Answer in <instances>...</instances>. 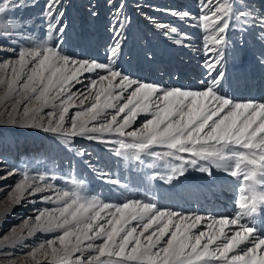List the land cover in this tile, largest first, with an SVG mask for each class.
<instances>
[{
	"label": "snow or ice",
	"instance_id": "obj_1",
	"mask_svg": "<svg viewBox=\"0 0 264 264\" xmlns=\"http://www.w3.org/2000/svg\"><path fill=\"white\" fill-rule=\"evenodd\" d=\"M52 3L58 0H50L49 16ZM9 6L26 5L0 0V13ZM199 20L206 31L211 30L206 42L219 48L228 43L225 33L233 28L232 21L241 31L257 22L264 29V9L257 13L251 4L237 7L231 0H220ZM54 27L64 32L63 27L49 25ZM120 48L117 39L109 50V64L73 59L47 42L20 48L14 61L0 63L5 101L13 100L14 112L19 113L21 107L23 111L22 123L7 112L10 122L57 134L66 147L72 144L69 138L77 136L113 145L110 151L125 162L166 168L160 177L166 183L183 176L184 165L209 174L215 167L239 182L236 212L232 217L184 214L162 210L151 198L114 204L86 196L85 182L75 175L64 177L73 185L71 189L55 191L46 182L56 180L55 175L30 177L24 173L9 194L13 203H20L25 194L53 190L54 197L42 199L56 205L40 211L29 231L59 233L34 249L32 259L36 261L42 253L45 259L51 258L49 264H264V232L258 234L255 227L256 218H264V101L237 102L220 94L222 72L202 90L162 88L132 79L111 66ZM222 58L220 52L216 62L207 66L215 68ZM96 70L106 74H98L79 95L72 91L84 73ZM75 108L80 110L72 113ZM141 115L148 118L133 128ZM98 121L97 126L94 122ZM104 134L119 139H106ZM107 182L128 187L119 179L109 177Z\"/></svg>",
	"mask_w": 264,
	"mask_h": 264
},
{
	"label": "rangeland",
	"instance_id": "obj_2",
	"mask_svg": "<svg viewBox=\"0 0 264 264\" xmlns=\"http://www.w3.org/2000/svg\"><path fill=\"white\" fill-rule=\"evenodd\" d=\"M95 1L96 0H81V7H78L81 11H78V9L77 11L73 10L71 14L73 19L68 18V28L70 27L75 31L78 37L75 38V46L73 45L70 47L65 41H61L63 38L59 37L60 33L56 31V28L54 27L50 29L49 25L63 27L65 19L68 16L66 14L68 11L67 7L70 8L71 6L73 9L74 0H58V3L54 4L55 10L53 8L50 17L46 14V9L50 0H3L4 3H8L9 5L24 3L26 6H9L5 13H0V63L14 61L17 58V53L20 48H31L36 44L44 42H47L49 46L55 47L58 45L59 49L64 54H67L73 59L93 61L92 56L88 53V49L86 48L87 43H83L85 42V37L83 36V27H81L80 20L82 17H85L86 19H89V23L91 22L90 17L93 18L92 15H94V12L91 9L94 5L92 2ZM136 1L138 0H135L134 2ZM242 1L243 0H231V2L237 7H243L247 4H239ZM245 1H249L248 4H251L257 13H259L261 9H264V0ZM179 2L180 4L175 7L173 12H188L190 15L186 17L185 20L190 22L194 20V17L195 19H199L202 14H210V9L214 8L220 0H211L210 3L209 0H190L189 5L184 4L186 3L184 0ZM182 4L184 6H182ZM206 4H208V7H205ZM83 10L85 14L79 16V13L83 12ZM60 12L63 13V16H59ZM174 17L178 18L179 16L174 15ZM174 17L172 18L173 21L167 22L168 24L166 23V26L168 27H164L165 37L169 36V34L166 33L171 32V28H175L176 30L179 28V19H175ZM5 21H7V25ZM231 23L233 24V28L229 30L231 36L228 38L226 35L228 43L222 45L224 55L220 60V68H223L222 73L224 75L225 68L227 67L225 62L228 61L232 68H234L232 65L234 63L237 66L248 67L247 72L251 71V75H249V79L242 78V80H236L233 78L235 81L233 85L228 86L229 88L227 87L224 90L220 87L219 90L223 92L224 95L237 102L248 100L258 102L264 101L263 87H261L263 83L261 84L260 80V85H258V81L256 80L257 78L260 79V75L258 76L254 73L255 71H252L253 68H256L257 64H262L261 66L264 68V62H262L264 61V57L259 59L260 57L258 55L262 53L264 55V29L259 27V23L257 22V26L247 27L241 31L236 21H232ZM92 30L94 31L93 35H95V33H97L95 32L96 28ZM210 32V30H203V33H206V35H210ZM126 43L123 44V48L126 46ZM106 45L102 49V60L99 62L102 64H109V52H107L109 46ZM220 48L221 47L218 49ZM253 59L258 60L254 62V67H252ZM146 72L148 76V68ZM8 74L10 75V69ZM103 74L106 73L101 71L99 75ZM201 83L202 80H196L194 81V86L196 84L201 86ZM222 83L223 81L221 84ZM165 84V86H167L165 88H172L170 83L165 82ZM206 84L207 83L203 86ZM203 88L204 87H202V89ZM79 89L80 87H76V89H73L72 91H78ZM10 109L11 105L8 103L2 104V99H0V207L2 208L15 205L9 194L12 193L14 186L23 179L24 173H28L30 177H38L39 175L51 177L52 175H55L57 177L56 180H46L47 183L53 185L55 191L71 189L73 185L66 183L64 177L75 175L78 179L85 182L84 194L86 196H95L103 201L114 204L122 203L127 199L146 201L151 198L152 201L162 210H175L184 214L196 213L205 217H232L236 212V199L239 195V182L235 178L228 176L222 170L211 167V174H209L208 172H200L198 168H191L188 173L197 178H199V176L207 178L213 176L212 178L214 179L216 177L219 180L225 179L226 181H224L223 186H221V192L223 195L222 193H218L216 188L214 189L215 194L211 195V193L208 192L209 188L206 186L202 187V190L199 189L197 191H193L192 189H176V185L180 184L183 179L187 180L186 175H183L182 177L177 176L171 182L166 183L160 178L168 171L166 168H147L142 167L138 163L125 162L110 151V148L113 147V145L101 143L97 140H89L86 136L69 138L72 140V144L69 147H66L62 143V138L57 134H43L40 129L17 126L20 123L14 124L13 126L9 125L7 122L9 119L6 118V113L11 112ZM79 110V108H75L72 109L71 112L74 113ZM14 118L21 123L23 122L22 107L19 113H15ZM143 121L144 120H141L140 123L134 125L133 128L139 127ZM104 137L106 139H119V137H116L113 134H104ZM81 151L83 152V155H78ZM57 156L58 159H56ZM200 163L204 164L205 162L200 161ZM172 164L179 165L180 162L172 161ZM104 174H107V176ZM109 177L111 179H119L122 183L127 184L128 187H118L107 182ZM148 177L155 178L149 179ZM43 183L44 182H41V184ZM49 191L50 190H46L43 193L32 196L30 202H26V200H24V202L21 201L19 204V210L22 213L19 214L18 212V214H11L7 221L8 224L6 223L7 226H5L1 231L2 233H0V238H3V242H7V235L10 230L14 229L13 231L17 232V229L22 228L21 230L23 232L17 237L21 243H18L16 246L18 247L17 249H12L13 251L10 253L6 252L7 254H2L0 256V264H17L15 262L20 260V256H30V253L38 248L42 242L45 243L48 239H53L55 235L59 234L39 230L34 232L29 231L30 227L36 223L35 216L38 215L40 211L51 209L56 206L54 203L42 199L43 196L48 195H53L54 197V191L51 190L52 192L48 194ZM216 195L219 196V198H215ZM212 206H214L215 210L212 209ZM221 209H223L222 213L220 212ZM227 209L228 211H226ZM256 220L258 225L255 223V226H258L256 227L258 234L264 232L262 217H257ZM26 226H28V229L25 228ZM202 229L203 227L201 230ZM16 255L18 256L16 257ZM39 256L40 258L37 260L39 264H49L50 257L45 259L41 253L37 254V257ZM25 264H37V262L34 260L32 262L27 260Z\"/></svg>",
	"mask_w": 264,
	"mask_h": 264
},
{
	"label": "bare ground",
	"instance_id": "obj_3",
	"mask_svg": "<svg viewBox=\"0 0 264 264\" xmlns=\"http://www.w3.org/2000/svg\"><path fill=\"white\" fill-rule=\"evenodd\" d=\"M134 1L135 0H112V1L96 0L95 2H92L94 3V5L92 6L91 9L94 12V15H92L93 18L90 17L91 22L89 23L88 22L89 19H86L85 17H82L80 21H81V27H83L82 29L83 36L85 37V42L83 43H87L86 48L88 49V53L92 56L93 60L97 62H101L103 47H105L107 42L110 40L106 45L109 46L108 47L109 49L107 51L109 52L110 48L114 46L115 41L119 39L121 48L111 66L114 67L116 70L118 69L122 74L128 75L132 79L141 82L155 84L162 88L167 87L165 86L166 85L165 82H167L171 84V87H179L185 90H201L202 87H205L208 84V82L212 80L213 77H217L220 72H223V68H220L221 61L219 62V64L216 65L215 68H209L207 66L208 64H214L218 56L217 54L220 51H222L224 55V51L222 49V46H220L221 48L218 49L215 45L208 44L206 42L205 37H207L208 35H206V33H203V30H205L203 28V22L200 21L199 19H195V17L194 20L187 22L185 18H181V17L177 18L174 17V15L172 14L174 13L173 11L175 7L178 4H180L179 1L181 0H138L136 2ZM189 1L190 0H184V2H186L184 4L189 5ZM80 3L81 0H74L73 2L74 8L72 9L71 6H70L71 9L67 7L68 11L66 14L68 16L65 19V24H63L64 32L60 33L59 36L60 38H63V40L61 41H65V43L70 47L73 45L75 46L76 44L75 38L78 37L75 31H73L70 27L68 28L67 25V23L69 22L68 18L73 19V16L71 14L73 10L77 11L78 7H81ZM245 3L248 4L249 1L243 0L239 4H245ZM54 4L56 3H52V9L55 7ZM36 6L34 7L37 8ZM182 6L184 5L182 4ZM78 11H81V9L80 10L78 9ZM84 14L85 13L83 10V12L79 13V16H82ZM173 17L175 19H179L180 22L179 28L174 33L173 32L166 33L169 34V36L167 35L168 37H165L166 35H164V27H159V26L160 25L166 26L167 22L173 21L172 19ZM6 22L7 21H5V23ZM121 25H123V27H121ZM95 28H96L95 32L97 33L93 35L94 31L92 29ZM117 31L120 33V36L118 37L116 35ZM226 35L228 38L231 36L229 30L225 33V36ZM177 40H180L181 43L177 44L175 42ZM124 43H126V46L123 48ZM213 49H215V51H213ZM258 55L260 57L259 59L264 57L263 53ZM252 61H253L252 67H254L255 66L254 62L258 60L253 59ZM225 64L227 65V67L225 68L224 75L221 79V82L223 81V83L219 85L217 89L222 95L224 94L219 90L220 87H222V90H224L228 86L234 84L235 82L234 79L236 80L238 79L242 80V78L249 79V75H251V71L247 72L248 67L237 66L234 63L232 64L235 68L234 69L231 67L228 61H226ZM261 65L257 64L256 68H253L252 71H255L254 73H256V75L258 76L260 75V79L257 78L256 80L258 81L257 83L258 85H260L259 82L261 80V84L263 83L261 87H263V92H264V68H262ZM147 68L149 69L148 76L146 72ZM101 71L102 70L100 71L96 70L92 73H84L80 77L81 83L75 84L72 88V90L76 89V87H80V89L78 91H73V92L79 95L80 92L85 91L86 84H88L92 79H97L98 73L100 74ZM3 75L4 73H0V76ZM195 79L202 80L203 83H201V86L197 84L194 86V81H196ZM205 83L207 84L203 86ZM129 91H131V89ZM125 95H127V93H125ZM0 99H2V104L8 103L9 105H11L10 111L12 112V116L15 117L16 112L13 111V100L7 99L5 101L3 86H0ZM49 110L50 109H46L45 112ZM6 118L9 119L8 116H6ZM146 118L147 117L144 115L139 116L134 125L140 123L141 120H145ZM7 122L11 126L14 125L13 123L10 122V119ZM94 123L98 124L99 121ZM17 126H20V124H18ZM40 131L43 134L49 133L43 131L42 129H40ZM185 158L188 159L189 157L185 155ZM56 159H58V156L56 157ZM177 162H180L181 164V161H177ZM199 164L204 165L200 162ZM184 167L186 169L184 175L187 176L186 177L187 180L183 179L180 182V184L176 185V189H183V190L192 189L193 191L195 190L197 191L199 189L202 190V187L206 186L209 188L208 192H210L211 195L215 194L214 192L215 188L218 190V193H222L221 186H223L224 181H226L225 179L219 180L217 177L214 179L212 178L213 176L210 178L199 176V178H197L192 175H189L188 173L191 170V168H198L197 166L184 165ZM51 192L52 191L50 190L48 194H50ZM32 196H36V194L35 195L25 194V197L22 201L24 202V200H26V202H30ZM215 198H219V196L216 195ZM19 204L20 203L15 204L13 206H8L6 208L0 207V233H2L1 232L2 229H4L5 226H7L8 224L7 221L11 216V214H15V213L18 214V212L19 214L22 213L19 210ZM212 209H214V206H212ZM226 211H228V209ZM220 212L222 213L223 209H221ZM262 220L264 224V218H262ZM256 221L257 220H255V223ZM204 223L206 224L207 221H205ZM202 227H204L203 224L201 225V228ZM25 228L28 229V226H26ZM21 229H17L16 230L17 232L13 231L14 229L10 230L7 235L8 236L7 242H3V238H0V256L2 254L10 253L11 251H13L12 249L18 248L16 246L18 245V243H21V241H19L17 237L20 236L21 233L23 232ZM17 256L18 255H16V257ZM38 258H40V256L36 258L35 262H37ZM19 259L20 260L19 261L17 260V262L15 263L25 264L27 260H29L30 262L33 261L31 255L30 256L22 255L20 256Z\"/></svg>",
	"mask_w": 264,
	"mask_h": 264
}]
</instances>
